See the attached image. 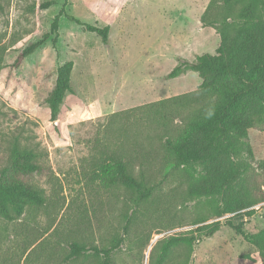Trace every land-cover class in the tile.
<instances>
[{"label":"rangeland","instance_id":"374dc122","mask_svg":"<svg viewBox=\"0 0 264 264\" xmlns=\"http://www.w3.org/2000/svg\"><path fill=\"white\" fill-rule=\"evenodd\" d=\"M209 2L0 0V155L13 140L36 152L43 171L26 179L45 198L13 222L0 218V264L101 262L92 252L66 260L72 242L98 249L117 245L110 264H154L161 243L170 237L194 241L173 247L163 264H261L256 249L227 224L247 233L264 231V201L218 216L220 197L189 198L182 170L161 148L164 129L146 107L200 85L192 71L172 79L168 74L181 61L216 53L219 35L200 23ZM66 16L108 26L107 42ZM46 35L17 69L9 68L20 51ZM68 61L73 93L65 95L51 123L45 99L56 69ZM189 122L169 119L167 129L177 134L173 139L190 130ZM133 137L140 144L133 145ZM243 142L252 152L243 159L250 167L245 177L250 185L257 162L264 159V125L251 129ZM114 154L130 162L134 178L151 188L146 199L99 183L98 164ZM204 166L193 168L202 173ZM260 191L264 197V185ZM249 210L252 214L245 215ZM215 223L217 231L207 236Z\"/></svg>","mask_w":264,"mask_h":264},{"label":"trees","instance_id":"16d2710c","mask_svg":"<svg viewBox=\"0 0 264 264\" xmlns=\"http://www.w3.org/2000/svg\"><path fill=\"white\" fill-rule=\"evenodd\" d=\"M59 17L56 16L51 24L50 33L55 36L52 43L56 42ZM66 18L95 33L103 43L107 42L108 26L97 27L71 16ZM200 23L215 29L219 35L216 53L197 56L192 62L181 61L168 74L172 79L192 71L201 79L200 85L193 92L146 107L153 111L154 118L164 129L161 148L169 154L173 165L182 170L188 197H220L223 204L216 215L235 214L264 201L260 191L264 185V159L257 162V172L253 173L256 177L253 176L250 185L245 184L250 167L243 160L252 156L251 148L243 140L251 129L264 125V0H210ZM46 39L47 35L25 47L9 68L17 69ZM72 69L73 63L68 61L55 71L53 87L45 99L48 122L57 120L65 95L73 93ZM125 113L127 111L113 114L111 118ZM172 118L189 120L190 130L173 139L177 134L167 129V122ZM132 143L140 144L136 137L132 138ZM37 157L36 152L20 146L17 140L0 155V218L6 222L19 219L29 205L40 207L45 203L42 191L26 179L42 173ZM199 163L205 165L202 173L193 168ZM129 164L119 154L109 156L98 164L97 180L105 188L122 186L135 191L138 201L146 199L151 188L134 178ZM257 180L261 182L255 186ZM251 214L252 210L245 212L247 216ZM227 225L256 249L264 264V231L247 233L240 226ZM218 227L215 223L207 236L213 235ZM193 241V238H168L157 250L154 264H163L173 247L191 246ZM116 247L88 248L72 242L66 260L92 252L102 257L99 264H110L111 253Z\"/></svg>","mask_w":264,"mask_h":264}]
</instances>
